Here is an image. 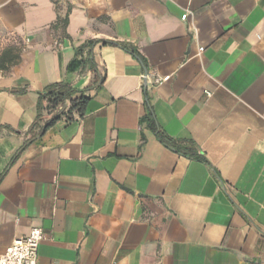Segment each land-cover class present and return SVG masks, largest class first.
Segmentation results:
<instances>
[{
	"label": "crops",
	"instance_id": "0c3cea01",
	"mask_svg": "<svg viewBox=\"0 0 264 264\" xmlns=\"http://www.w3.org/2000/svg\"><path fill=\"white\" fill-rule=\"evenodd\" d=\"M91 40L116 44L94 50L86 113L34 136L41 92L92 85L69 70ZM10 47L0 255L41 228L38 264H264V0H0ZM151 111L210 165L165 147Z\"/></svg>",
	"mask_w": 264,
	"mask_h": 264
},
{
	"label": "trees",
	"instance_id": "16d2710c",
	"mask_svg": "<svg viewBox=\"0 0 264 264\" xmlns=\"http://www.w3.org/2000/svg\"><path fill=\"white\" fill-rule=\"evenodd\" d=\"M63 23L67 24L68 18L63 20ZM110 44L116 43L105 40H91L75 49V57L69 65V70L76 71L88 68L94 75L92 85L85 90H77L66 82H59L48 86L40 93L37 119L30 130L31 134L35 136L39 132H44L63 118L70 121L74 119L75 115L84 116L90 101V98L86 94L92 91L96 85L103 82L106 76L105 73L102 75L99 71L94 50L98 45L107 46ZM121 46L130 51L125 44H121ZM21 53L22 48H7L0 57V71H7L19 64ZM133 53L139 57V54ZM144 122H147L149 128L155 132L159 141L168 149L187 158L210 165L207 158L199 152V147L195 142L178 141L161 130L152 111L144 118Z\"/></svg>",
	"mask_w": 264,
	"mask_h": 264
},
{
	"label": "built area",
	"instance_id": "2783aa9c",
	"mask_svg": "<svg viewBox=\"0 0 264 264\" xmlns=\"http://www.w3.org/2000/svg\"><path fill=\"white\" fill-rule=\"evenodd\" d=\"M188 14L183 16L186 20ZM169 77L158 78L157 84L168 81ZM210 95L209 92H207ZM45 240V234L41 228H32L27 236L18 238L0 255V264H38L39 248Z\"/></svg>",
	"mask_w": 264,
	"mask_h": 264
}]
</instances>
